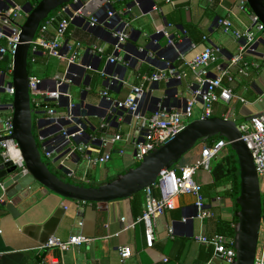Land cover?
<instances>
[{
	"label": "crops",
	"instance_id": "0c3cea01",
	"mask_svg": "<svg viewBox=\"0 0 264 264\" xmlns=\"http://www.w3.org/2000/svg\"><path fill=\"white\" fill-rule=\"evenodd\" d=\"M13 1L24 6L28 0ZM108 1L109 9L116 12L126 6L131 10L123 13L118 20H112V24L100 23L90 28L87 23L92 16L95 15L104 21L109 10L103 5H90L84 15L69 24L65 35L59 40L62 54L67 53V46L80 43V60L92 66L91 70L86 72L87 80L75 82L70 86L77 88L73 93L70 89L71 102L77 105V112L80 116L86 117L87 122L85 140L77 143L98 149L99 154L97 152L91 154L95 157L105 152L100 147L102 138L114 134L124 137L109 148L110 158L102 164L88 163L79 153L60 158L53 163L49 160L54 170L65 179H71L72 182L84 186L97 187L123 174L126 168L135 162L133 142L141 135L131 118L124 119L118 116L116 119L118 125L115 127L111 125V121L100 117L103 107L109 105L102 95L104 92L111 101H121L130 93L132 86L142 85L144 96L141 105L146 117L151 115L156 104L178 110L188 100L190 95L188 86L193 83L192 76H187L180 84L175 80L170 86H166L168 83L166 81L147 82L144 77L161 72L166 68V64L187 72L186 62L206 47L220 50L217 64L226 68L240 45L232 32L252 27L251 12L248 6H242L239 0ZM65 17L69 16L65 14ZM222 19L230 20L229 33L223 32L219 25L218 21ZM120 20L129 22V38L119 52V61L111 64L106 57L101 60L95 59L89 53L90 45L97 44L104 48L106 54H110L113 43L111 30ZM54 31L55 27L50 28L48 36H53ZM139 31L141 34L138 33L131 40L130 35ZM156 33L161 34L159 39L153 42L160 46L158 54L147 55L153 61L147 62L144 57L135 56V49L144 48L148 37ZM258 35L264 40V34ZM263 54L264 44L260 42L257 45V54L245 58L248 69L244 75L237 74V67L230 68L234 80L225 85L231 88L234 96L228 104L214 103L210 117H227L243 123L264 113ZM1 64L4 65L0 66L2 85L11 80V74L8 73L11 59L5 57L0 61ZM64 70V64L58 59L47 56L40 50L33 52L31 47L29 76L51 79ZM210 74H217L214 65L210 68ZM114 75L117 80L108 83V78ZM0 92L7 94L1 88ZM10 103L0 102V115L8 112L7 106ZM58 110L63 111L65 107L61 105ZM35 112L34 134L37 138L39 123L45 116L40 110ZM203 113L202 103L198 102L194 108V120H199ZM200 147L201 145L188 153L179 165L195 159ZM221 152L220 156L218 154L213 159L209 172L199 171L196 175V180L201 185L205 207L212 213V217L203 220L188 219L183 222L182 219L195 213L194 197L179 196L176 208L165 212L156 220L152 248L146 247L142 224L135 223L144 209L143 191L139 203L132 197L110 203H83L67 202L42 186L33 185L22 199L12 200L19 212L13 217L3 204L10 201L0 187V198L4 196V202L0 203V264H38L42 257L51 258V254L39 249L49 237L56 236L65 240L74 235H82L91 241L63 252L59 259L66 264H228L213 256L211 245H204L195 240L198 236L211 238L217 234L234 242L238 224L239 179L237 185L233 180L221 182L223 178L225 179L222 178V171L226 165L228 167L236 165L238 169V163L236 158L234 164L232 159H229L232 154L229 150L223 149ZM3 164L0 158V166ZM61 168H64V172H61L63 171ZM68 171H72V175H69ZM235 172L233 170L232 174ZM63 177L60 178L65 180ZM260 191L261 196L264 195V184L260 186ZM133 223H135L133 227L127 228ZM117 233L118 236H112ZM121 246H128L131 249V256L124 263L119 257ZM164 259L167 261L164 262Z\"/></svg>",
	"mask_w": 264,
	"mask_h": 264
},
{
	"label": "built area",
	"instance_id": "2783aa9c",
	"mask_svg": "<svg viewBox=\"0 0 264 264\" xmlns=\"http://www.w3.org/2000/svg\"><path fill=\"white\" fill-rule=\"evenodd\" d=\"M121 1L124 2L125 0ZM239 2L242 6L246 5L245 0H239ZM74 4H81V6L77 9L71 5L63 6L57 9L51 18L43 21L31 43L33 52L40 50L43 54L58 59L65 66L63 73L56 74L51 79H41L36 76L29 77V91L33 109L34 111L40 110L42 115L45 116L37 138L42 145L45 158L51 160L52 163L65 152L63 157H70L79 153L83 160L88 163L102 164L110 158L109 148L124 137L120 134H114L102 138L100 147L105 152L95 157H92L91 154L93 152L99 154L98 149H94L87 144L77 143L85 140L87 122L86 117L80 116L77 112V105L71 102L69 87L75 82L87 80L86 72L90 71L92 66L80 60V43L67 46V53L62 54L59 40L65 35L69 24L84 15L87 7L90 5H103L109 9L110 2L108 0H75ZM130 10L127 6L119 12L109 9L107 11V19H104V21L94 15L87 23L88 27L94 28L100 23L112 24V20H118L123 13H128ZM65 14L69 17L66 18ZM26 15L23 6L16 4L13 0H0V61L5 57L11 59V65L8 70L10 74L12 72L13 55L19 43L21 25ZM250 16L252 27L243 31L232 32L234 37L239 40L240 45L226 68H222L217 64L220 50L214 47H206L202 52L194 55L186 62L187 72L166 64V68L161 72L144 77L147 82H168L172 79L182 81L187 76H192L193 83L188 86L190 95L180 109H168L163 104H156L151 115L146 117L141 105L144 96L142 85L132 86L130 93L121 101H111L106 97V92L102 94L110 107L120 109L129 115L131 120L134 121L137 131L141 132V135L133 142L134 161L141 160L161 144L172 140L188 124L192 123L194 121V108L198 102L202 103L204 112L200 119H206L210 117L214 103L228 104L231 101L234 96L233 92L230 87L225 85L234 80L230 68L237 67V74L244 75L248 69V63L245 58L256 55L257 45L260 42L264 44V40L258 35L264 34V27L256 20L253 14ZM218 23L222 27L223 32L229 33L231 31L230 20L222 19ZM53 27H55V33L49 37L48 30ZM128 28L129 22L122 20L112 28L111 37L113 43L110 54H106L104 48L97 44L90 45L89 53L95 59L101 60L106 57L109 63L116 64L119 59L115 54L123 49L129 38ZM262 58H264V54ZM212 65L217 69V74L213 75V77L210 74ZM102 74L105 73L102 72ZM116 80L117 77L114 75L108 78L107 82L113 83ZM9 82L2 84L0 88L8 95L13 96L14 89L9 86ZM61 105L65 107V110H58ZM7 108L8 112L5 115H0V158L3 163L11 162L13 166L25 173L26 169L20 149L17 143L11 139L13 134V109L11 105L7 106ZM238 130L241 134V140L251 153L258 179L264 180V113L241 123L238 125ZM226 147L227 142L222 139L213 141L209 145L206 143L202 144L195 159L184 165H179L177 169L162 171L157 181L143 190L144 209L135 223H141L143 226L147 248H152L153 246L156 220L165 212L174 210L181 195L193 196L195 208L193 216L182 219L183 222L188 219L203 220L212 217V213L205 207L201 185L196 180V175L199 171L209 172L211 161ZM68 173L72 175V171H68ZM0 187L3 190L1 184ZM3 197L0 198V203L4 202ZM121 220L124 221V218ZM135 223L130 224L127 228L133 227ZM170 232L172 231L170 230ZM262 233L264 235V216L261 219L260 235ZM112 236H118V233ZM195 240L204 245H211L215 258L222 259L228 264L233 263L234 242L231 240H227L224 236L217 234L211 238L198 236ZM90 241V239L82 235L70 236L65 240L51 236L39 247L43 252L46 251L51 254V258L42 257L38 264H66L59 259L63 252ZM130 256L131 249L128 246L119 247V257L122 263ZM166 261L167 259H164V262ZM254 264H264V241L258 242Z\"/></svg>",
	"mask_w": 264,
	"mask_h": 264
},
{
	"label": "water",
	"instance_id": "95a60500",
	"mask_svg": "<svg viewBox=\"0 0 264 264\" xmlns=\"http://www.w3.org/2000/svg\"><path fill=\"white\" fill-rule=\"evenodd\" d=\"M35 4L27 1L24 12L27 14L21 25L19 43L12 59V72L9 86L14 89L10 105L13 109L12 124L13 139L21 152L26 172H22L6 162L0 166V182L5 197L10 202L4 206L10 215L16 217L18 210L12 200L22 199L33 185H39L46 190L63 198L67 202L110 203L132 197L153 185L160 173L167 169H175L188 153L208 140L219 138L227 142L229 151L235 156L239 170V194L237 197L238 224L234 234V261L232 264H254L259 242L261 219L264 216L260 183L255 171L250 151L241 140L238 125L242 122L229 118L209 117L195 120L178 133L172 140L161 144L141 160L135 161L126 171L114 181L101 186H81L75 182L61 179L52 171L45 161V156L34 134V116L32 100L29 91V51L39 26L53 16V13L66 5L77 9L81 6L74 4L75 0H34ZM248 10L264 27V0H245ZM141 32H134V36ZM161 34L156 33L148 37V42L141 50H136L135 56L144 57L147 62L149 53L160 49L153 44ZM171 40V39H170ZM119 57V53L115 54ZM125 60V58H123ZM213 77V75H211ZM175 80H170V86ZM2 78L0 77V85ZM180 84V81H176ZM70 89V87H69ZM158 101V100H156ZM101 106V105H100ZM102 107V106H101ZM118 116L130 118L124 111L105 105L101 118L111 121L117 127ZM43 121L39 123L42 127ZM42 146V145H41ZM65 155L57 157L59 160ZM47 160V159H46ZM50 163V162H49ZM64 172V168H61Z\"/></svg>",
	"mask_w": 264,
	"mask_h": 264
},
{
	"label": "trees",
	"instance_id": "16d2710c",
	"mask_svg": "<svg viewBox=\"0 0 264 264\" xmlns=\"http://www.w3.org/2000/svg\"><path fill=\"white\" fill-rule=\"evenodd\" d=\"M247 5V4H246ZM216 140H219V138H213V139H210V140H208L207 142H206V144H211L213 141H216ZM229 159H232V163L234 164V162L236 163V159H235V156H233V154H231L230 155V158ZM177 169V168H176ZM233 170H235L236 172H235V174H232V171ZM223 172V176H222V178L223 177H225V179L223 178V180H222V182L221 183H225V181H234L235 183H236V185H237V180H238V177H239V171H238V169H236V165L234 166V167H228V165H226V167H225V169L222 171ZM238 176V177H237ZM116 179V178H115ZM115 179H113V180H110L109 182H107V183H110V182H112V181H114ZM107 183H105V184H107ZM81 185V184H80ZM101 185H103V184H101ZM101 185H97V186H101ZM81 186H84V185H81ZM94 186H96V185H94ZM237 187V186H236ZM237 189V188H236ZM141 193L142 192H140V193H138V194H135V195H133L132 196V198H133V200L135 201V202H137V203H139V200H140V197H141ZM262 203H263V205H264V195H262Z\"/></svg>",
	"mask_w": 264,
	"mask_h": 264
},
{
	"label": "rangeland",
	"instance_id": "374dc122",
	"mask_svg": "<svg viewBox=\"0 0 264 264\" xmlns=\"http://www.w3.org/2000/svg\"><path fill=\"white\" fill-rule=\"evenodd\" d=\"M31 1V3H33V4H35V1L34 0H30ZM1 67H3L4 65L3 64H1L0 65ZM32 72H31V70H30V74H31ZM71 93H73V92H76V90H77V88L76 87H74V86H72L71 88ZM12 101V97L11 96H9V95H7V94H4L3 92H0V102L2 103V104H8V103H10ZM193 121V120H192ZM195 121V120H194ZM238 123H239V121H238ZM36 140H37V138H36ZM39 141L37 140V143H38ZM39 144V143H38ZM40 145V148L42 149V146H41V144H39ZM224 150H229V147L227 146ZM222 154V152L221 153H219V156ZM45 161L49 164V167H50V169L52 170V171H54V172H56L55 170H54V168H53V166L49 163V160H46L45 159ZM212 163H213V160L211 161V166H212ZM57 173V172H56ZM57 175L58 176H60V177H63L61 174H59V173H57ZM64 178V177H63ZM65 179V178H64ZM66 181H73V180H71V179H65ZM264 182V180H259V183H260V186L262 187L263 186V183ZM259 237H260V240L259 241H264L263 239H264V235H263V233L261 234V235H259Z\"/></svg>",
	"mask_w": 264,
	"mask_h": 264
}]
</instances>
